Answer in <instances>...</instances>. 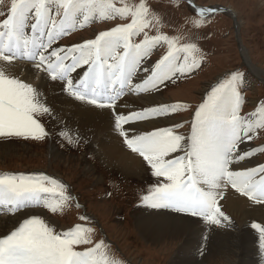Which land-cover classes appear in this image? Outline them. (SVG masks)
Segmentation results:
<instances>
[{
	"label": "snow or ice",
	"instance_id": "1",
	"mask_svg": "<svg viewBox=\"0 0 264 264\" xmlns=\"http://www.w3.org/2000/svg\"><path fill=\"white\" fill-rule=\"evenodd\" d=\"M186 2L201 18L191 20L194 27L221 10ZM97 20L126 22L61 43ZM159 23L148 0H0V142L59 139L77 150L90 144V122L69 128L49 102V92L57 93L53 99L63 96L61 103L100 117L156 178L141 203L197 218L207 229L206 245L211 233L234 226L225 189L264 208V162L258 161L264 144L249 143L264 139V101L245 111L247 77L239 68L225 72L195 107L157 101L203 60L191 38L182 42ZM182 110L191 119L172 120ZM81 207L72 186L54 173L0 175V264H123L106 240L95 238L85 213L61 226L60 217ZM252 227L264 248V222Z\"/></svg>",
	"mask_w": 264,
	"mask_h": 264
},
{
	"label": "rangeland",
	"instance_id": "2",
	"mask_svg": "<svg viewBox=\"0 0 264 264\" xmlns=\"http://www.w3.org/2000/svg\"><path fill=\"white\" fill-rule=\"evenodd\" d=\"M126 2L134 4L138 3L139 0H126ZM195 2L203 6L221 4L233 9L239 25V36L247 53L245 50L243 52L247 59L263 72L264 0H195ZM148 3L158 13L160 21L158 27L162 28L165 33L181 37L182 42H189V38H191L203 56L201 68L190 76L177 80L174 84L170 83L163 89L162 94L157 95L160 101L186 103L195 107L201 102L205 93L210 90L211 85L216 83L225 72L237 68L246 73L247 77L244 90L245 111H253L255 102L264 101V82L248 73L241 59L230 16L217 13L194 27L191 20L201 18L193 15L186 1L148 0ZM123 22L126 21L109 20L103 22L97 20L95 23L86 26L85 29L73 31L61 43L81 42L82 37L90 38L94 31L103 30L105 27ZM162 52L163 49L158 50L153 55V59ZM245 55L243 54V56ZM181 119L190 120V110H182L172 117L174 121ZM184 130L181 129V131ZM249 143L258 147L264 144V139H255ZM0 145V148L4 150L0 151V175L4 173L30 174L43 171L59 175L72 186L74 194L79 197V202L84 207L69 209L66 217L59 218L61 226L72 223L81 213H88L87 215L92 219L84 223L90 224L97 230L95 238L106 240L111 248L110 255L122 260L123 264H173L172 256L177 253L183 241H177L176 245L174 243L173 248H169L171 252L168 251L166 255L155 249L153 252L150 250L151 247L149 248L145 243L151 240L149 241L145 236L140 235V231L137 232L132 228L133 224L136 226V222L134 223L136 217L148 208L141 203L140 197L146 195L148 189L156 182V178L151 176L149 172L141 169V171H136L137 173L132 170L131 173L118 167V165L107 163L95 150L93 144H82L78 150L75 147L61 146L59 139H49L46 142L14 140L0 142ZM49 145L55 146L53 155L48 150ZM67 159H71V161L66 163ZM258 161L264 162V155H260ZM106 170L108 172L105 173ZM162 211L169 215L187 218L184 214L178 215V213L167 209H154L152 213L156 214ZM255 219L252 218L251 220L250 230L255 231L257 240L260 242L258 248V257H260L261 254H264V248L261 247L258 231L252 227L253 223L259 222ZM118 223L119 226L116 225ZM199 225L201 226L203 223L199 222ZM214 241L217 243L216 238L211 237L210 242L205 245L201 236L200 242L203 251H200V254L194 252L192 254L191 249L186 256L184 253L181 254L183 259L178 263L197 264L203 262L199 260H205L209 255L215 253L213 247L217 244ZM261 251L263 253L260 254ZM192 259L194 261H191ZM259 264H264V261L259 260Z\"/></svg>",
	"mask_w": 264,
	"mask_h": 264
},
{
	"label": "bare ground",
	"instance_id": "3",
	"mask_svg": "<svg viewBox=\"0 0 264 264\" xmlns=\"http://www.w3.org/2000/svg\"><path fill=\"white\" fill-rule=\"evenodd\" d=\"M243 51L244 49L242 50V54L245 55ZM244 58L246 61V63L244 62V65L247 68L248 73L264 82V71L262 72L258 67L252 64L250 60L247 59L246 55ZM24 74L26 75L27 73ZM33 83H39V81L33 78ZM55 95H57V93L49 92V102L54 103L56 108L60 110V114L64 121L68 123L69 128H73L74 125L80 123L82 119L90 122L93 129V132L89 134V139L92 142L90 144H93V147L95 146V150H97L103 160L109 164L118 165V167H121L128 172H131L132 170H134L133 172L141 171L142 168L139 159L135 157L134 154H129V150L121 144L120 140L106 130L105 124L100 117L82 114L73 105L61 103L65 97L61 96L60 99H53ZM156 99L157 101H160L157 97ZM142 103L147 102L142 101ZM92 121H94V123H91ZM160 123L161 125H165L170 123V121L161 120ZM54 149V145H49L48 150L51 155L55 152ZM0 151H4L3 148H0ZM70 161L71 159H67L66 163H69ZM256 162L257 161L255 160L253 161V163ZM104 172L106 173L108 171L106 170ZM111 172L113 171L111 170ZM233 192L234 190L230 188L224 190L225 199L227 201L226 208L235 222L234 226L231 228L218 229L211 233V237L216 238L217 241V243L214 241V243L217 244L213 247L215 248V253L209 255L205 260H199L203 262L197 264H259V260L264 261V254H261L263 253L262 251L260 252L261 256L258 257L260 242L257 240L256 233L255 231L250 230L252 218H256L259 222H264V208L251 206L249 203H246V198H240L238 194L233 195ZM221 204H224V201H221ZM153 210L154 209L148 207L138 216L135 215L137 217L134 220V223L136 222L137 228L135 224H133L134 226L132 227L135 231H140V235L142 234L149 239V241L151 240L147 243L141 238L149 248H152H150L151 251L154 252L156 250L159 251V253H165L166 255L174 243L176 245L178 242L183 241L177 253L172 256V259H174V261H172L173 264H179L180 260L183 259L181 258V254L184 253L186 256L191 249L192 254L193 252L200 254L199 252L203 249L200 239L205 228L204 224L200 226V221H198L197 218L192 217L193 220L190 216H187L186 218L169 215L163 211L153 214ZM116 225L119 226L120 224L118 223ZM191 261H194V259ZM211 261L212 263H210Z\"/></svg>",
	"mask_w": 264,
	"mask_h": 264
},
{
	"label": "water",
	"instance_id": "4",
	"mask_svg": "<svg viewBox=\"0 0 264 264\" xmlns=\"http://www.w3.org/2000/svg\"><path fill=\"white\" fill-rule=\"evenodd\" d=\"M184 1H186V0H184ZM210 6L219 7L221 10L218 11V12L225 13V14H227V15H229L231 17V19L233 21V26H234V29H235V37H236V42H237V45H238V48H239V51H240L241 59H242L243 63L244 62L246 63L245 58H244V56L242 54V50L244 49V47L241 44V40H240V36H239V30H238V22H237V18H236L235 12L230 7H227V6H224V5H221V4L209 5V6H205V8L210 7ZM218 12H216V13H218ZM245 52H246V50H245Z\"/></svg>",
	"mask_w": 264,
	"mask_h": 264
}]
</instances>
